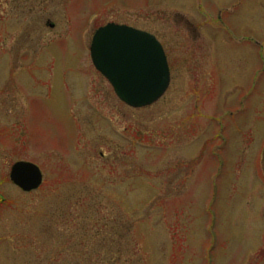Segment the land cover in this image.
<instances>
[{"label":"rangeland","instance_id":"rangeland-1","mask_svg":"<svg viewBox=\"0 0 264 264\" xmlns=\"http://www.w3.org/2000/svg\"><path fill=\"white\" fill-rule=\"evenodd\" d=\"M218 10L231 33L186 35ZM108 23L167 47L152 106L94 70ZM0 201V264H264V0H0Z\"/></svg>","mask_w":264,"mask_h":264},{"label":"water","instance_id":"water-1","mask_svg":"<svg viewBox=\"0 0 264 264\" xmlns=\"http://www.w3.org/2000/svg\"><path fill=\"white\" fill-rule=\"evenodd\" d=\"M96 70L111 84L121 102L132 108L150 106L169 86V70L160 44L147 33L109 24L96 31L91 48ZM10 181L23 192L37 190L42 174L37 166L15 163Z\"/></svg>","mask_w":264,"mask_h":264},{"label":"flooded vegetation","instance_id":"flooded-vegetation-1","mask_svg":"<svg viewBox=\"0 0 264 264\" xmlns=\"http://www.w3.org/2000/svg\"><path fill=\"white\" fill-rule=\"evenodd\" d=\"M219 12L216 13L215 15H209L206 14L205 12L201 15L202 20H197L191 22L188 21L187 19H184L183 17H181V21L183 26L185 27V33L186 35H188L189 38L193 39V41H201V37L203 36L204 32H210L211 33H216V32H221V29H218L219 27H223L222 31H224L225 33H231L229 31V27L227 25L224 24V22L222 21L221 16L223 15L222 11L218 10ZM47 25H49V23H47ZM209 28V29H208ZM54 29V28H52ZM163 45V44H162ZM163 49L167 58V62L169 65V68L171 69V59H170V53L167 49V47H165V45H163ZM243 112V111H242ZM233 112L229 113V116L232 117ZM237 113V112H235ZM238 115V114H237ZM249 114H245V115H239L238 118H241L242 120H247V118H250L248 116ZM242 116V117H241ZM244 118V119H243ZM248 124V121H247ZM251 135V133H250ZM253 135V132H252ZM256 170V169H254ZM257 171V170H256Z\"/></svg>","mask_w":264,"mask_h":264},{"label":"trees","instance_id":"trees-1","mask_svg":"<svg viewBox=\"0 0 264 264\" xmlns=\"http://www.w3.org/2000/svg\"><path fill=\"white\" fill-rule=\"evenodd\" d=\"M0 205H4L1 201H0ZM112 234V233H111ZM110 234V235H111ZM109 236V235H108ZM83 245L84 244H75L74 246H73V249L75 250V252H77L78 251V248H80V246L83 248ZM110 246H112L111 245V243L109 244ZM106 246V243H104L102 240H100V244H98V245H96V247L94 248L95 249V253H97V251H100V249H104L103 247H105ZM81 248V249H82ZM93 252L91 251V254H92ZM127 261V260H126ZM127 263V262H126Z\"/></svg>","mask_w":264,"mask_h":264}]
</instances>
